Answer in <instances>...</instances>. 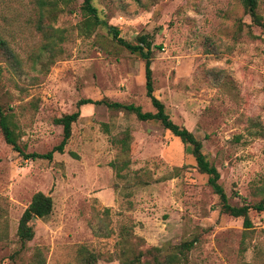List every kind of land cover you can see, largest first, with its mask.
I'll return each instance as SVG.
<instances>
[{
	"label": "rangeland",
	"instance_id": "rangeland-1",
	"mask_svg": "<svg viewBox=\"0 0 264 264\" xmlns=\"http://www.w3.org/2000/svg\"><path fill=\"white\" fill-rule=\"evenodd\" d=\"M83 3L72 0L44 18L56 42L44 69L52 38L37 28L36 1L0 0V35L16 54L9 58L0 49V104L12 111L27 152L60 144L63 126L55 119L76 111L83 98L156 111L145 60L105 27L82 34ZM93 3L127 40L148 35L160 46L152 60L154 93L175 122L202 140L230 202L264 196V27L252 22L242 0ZM259 11L264 18V0ZM80 110L64 152L52 159H26L0 128V264H38L37 252L45 264H77L81 246L98 254V264H120L123 247L158 264L193 238L188 264H264V211H250L251 228L223 212L209 176L159 120L96 104ZM126 131L132 135L127 153L112 140ZM124 158L127 166H113ZM37 191L53 197L54 209L34 219L35 236L23 246L19 221Z\"/></svg>",
	"mask_w": 264,
	"mask_h": 264
},
{
	"label": "trees",
	"instance_id": "trees-1",
	"mask_svg": "<svg viewBox=\"0 0 264 264\" xmlns=\"http://www.w3.org/2000/svg\"><path fill=\"white\" fill-rule=\"evenodd\" d=\"M40 12V20L37 23V28L40 32H43L49 39L52 38V42L47 43L45 46L46 56L41 58V66L44 69L49 67V64L53 62L55 55V45L56 42L53 40V36L49 33L44 25V18L46 16L52 18L53 13L57 9H61L62 5H68L72 0H35ZM246 12L250 15L252 22L256 25L264 27V18L259 11V0H242ZM83 9L85 12V17L79 24L80 32L84 35H92L95 33L98 27H105L109 34L122 46L128 49L132 53H138L145 60V71H146V88L147 95L151 99L152 104L156 108L155 112L144 111L142 106L136 105L134 103H125L120 101H112L110 99L94 100L92 98H83L78 102V109L72 113H67L58 117L57 123L63 126V139L60 144L54 146L51 150L45 153L40 152H27L26 149L19 143L18 135L16 131V123L14 121V115L12 111L7 110L4 106L0 104V128L4 134L5 140L8 144L12 145L13 149L19 152L26 159L32 158H45L52 159L55 152H64L65 146L69 142L72 136L73 123L76 122L81 116L80 108L86 104H96L103 105L110 109L126 110L131 113H135L137 117L141 120H159L162 125L173 135L179 137L186 145L187 150L195 157L197 167L200 172L205 173L209 176L208 182L212 186L213 191L219 195L221 200V210L227 214L234 217H243L244 226L246 228H251L253 222L250 216V211L252 209L257 211H264V196L253 202H244L243 204H232L230 202L229 195L227 194L223 184L220 182L221 172L210 160L208 156L203 151V142L199 139L190 129L182 126L175 122L170 114L167 112L165 103L159 99L154 91V80H153V69L152 60L154 56L155 48H160L154 44L153 40L149 38L148 35H139L136 42L127 40L121 35L120 29L110 24L107 20L101 18L98 8L94 5L93 0H84ZM57 32V30H54ZM57 38H61L57 35ZM0 49L8 53L9 58H16L14 50L10 47L9 43L0 35ZM15 64L20 68L21 62L14 59ZM2 75V67L0 65V77ZM262 134L264 135V126H261ZM132 135L129 131L122 133L119 137H114L112 140L115 143L121 145L123 152L127 153L130 151ZM121 165L118 163H113L117 169H121L128 165L127 158L120 161ZM237 196L239 195L236 192ZM54 209V200L50 194L44 191H37L34 193L31 202L24 210L22 217L20 218L17 235L22 245L25 246L26 243L32 240L35 236V228L33 221L35 218H45L49 216ZM109 212V209H106ZM107 228V227H103ZM98 233V230H97ZM110 231L107 233H100L109 235ZM128 241V238H124ZM197 239L193 238L182 242L172 253L164 254L162 260L158 264H188V252L195 245ZM121 255L120 264H145L143 261V251H136L133 254H128L127 248L123 247ZM35 261L38 264H45L40 253L35 254ZM99 256L96 252L90 250L86 246H81L78 250V263L77 264H98Z\"/></svg>",
	"mask_w": 264,
	"mask_h": 264
}]
</instances>
